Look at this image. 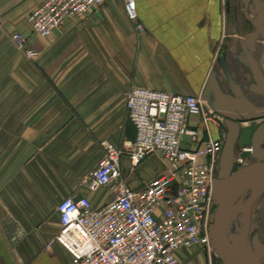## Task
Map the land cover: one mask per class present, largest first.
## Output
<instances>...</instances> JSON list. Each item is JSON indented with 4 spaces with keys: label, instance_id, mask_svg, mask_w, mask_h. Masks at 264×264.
Returning a JSON list of instances; mask_svg holds the SVG:
<instances>
[{
    "label": "crops",
    "instance_id": "crops-1",
    "mask_svg": "<svg viewBox=\"0 0 264 264\" xmlns=\"http://www.w3.org/2000/svg\"><path fill=\"white\" fill-rule=\"evenodd\" d=\"M42 1H0V264H74L56 241L58 206L68 197L96 208L112 200L110 189L92 191L84 181L104 157L101 142L122 148L136 140L126 111L131 88L201 97L231 118L243 115L240 104L264 105V60L255 61L264 0H251L249 17L247 0H135L143 33L124 0H108L48 38L31 36L29 59L12 36L29 34L27 17ZM199 128L204 140L227 131ZM121 165L135 192L167 169L155 154L135 169L127 156ZM204 251L182 249L178 264H210Z\"/></svg>",
    "mask_w": 264,
    "mask_h": 264
},
{
    "label": "built area",
    "instance_id": "built-area-1",
    "mask_svg": "<svg viewBox=\"0 0 264 264\" xmlns=\"http://www.w3.org/2000/svg\"><path fill=\"white\" fill-rule=\"evenodd\" d=\"M107 1L43 0L27 17L29 34L16 33L12 40L32 59L36 52L29 46L31 36L48 38ZM124 4L137 31L145 32L136 1L124 0ZM126 111L137 129L136 140L122 148L101 142L104 157L84 181L92 191L110 189L112 200L98 208L87 197L63 200L58 206L61 229L56 241L71 254L74 264H178L177 253L182 249L214 252L211 217L217 209L218 172L227 132L219 139L204 140L199 126L210 134V125L225 127V118L201 97L138 87L129 91ZM251 152V148L243 149L234 167L247 166L244 154ZM153 154L167 169L135 192L125 181L121 160L129 157L135 169Z\"/></svg>",
    "mask_w": 264,
    "mask_h": 264
},
{
    "label": "water",
    "instance_id": "water-1",
    "mask_svg": "<svg viewBox=\"0 0 264 264\" xmlns=\"http://www.w3.org/2000/svg\"><path fill=\"white\" fill-rule=\"evenodd\" d=\"M247 6L244 12L249 17ZM223 117L227 128V138L218 172L217 209L211 217L213 246L224 260V264H259L264 256V245L260 246L250 258L245 253L244 257H241L226 238V226L232 216L250 211L259 197V189L264 185V122L255 131L251 144V155L258 162L234 171L237 146L241 137V124L229 114H224ZM248 184L253 186L248 202L231 208L234 191Z\"/></svg>",
    "mask_w": 264,
    "mask_h": 264
},
{
    "label": "rangeland",
    "instance_id": "rangeland-1",
    "mask_svg": "<svg viewBox=\"0 0 264 264\" xmlns=\"http://www.w3.org/2000/svg\"><path fill=\"white\" fill-rule=\"evenodd\" d=\"M264 48L261 57L257 58L258 66L262 65L264 60ZM250 61L252 62V56ZM240 104L237 106L242 116H233L232 118L242 119L248 125H242L241 137L237 146L236 156L241 155V149L251 146L252 138L258 128L259 123L264 122V105ZM248 165L254 164L255 160L249 155H245ZM219 186V185H217ZM253 186L244 185L237 188L233 193L232 208L244 205L248 202ZM226 238L231 246L242 256L244 253L250 256L262 245H264V185L259 189V197L250 211L241 212L232 216L226 226ZM206 252V251H204ZM210 264H224V260L215 251L206 252ZM259 264H264V256L260 259Z\"/></svg>",
    "mask_w": 264,
    "mask_h": 264
},
{
    "label": "flooded vegetation",
    "instance_id": "flooded-vegetation-1",
    "mask_svg": "<svg viewBox=\"0 0 264 264\" xmlns=\"http://www.w3.org/2000/svg\"><path fill=\"white\" fill-rule=\"evenodd\" d=\"M250 2H251V0H247L246 1V3H244V10H245V8H246V6L248 5V4H250ZM249 6V5H248ZM248 6H247V8H248ZM249 10V9H248ZM245 13V12H244ZM249 13V12H248ZM261 29V31L263 32V34H264V28H260ZM249 148H251V146H249ZM245 149V148H244ZM241 150H243V149H241ZM248 153H246L245 155H247ZM249 155V157H251V158H253V156L251 155V154H248ZM254 159V158H253ZM255 160V162L254 163H257L258 161L256 160V159H254ZM248 162V161H247ZM248 165V164H247ZM239 168L238 167H234V171H237ZM233 198V197H232ZM231 208H232V201H231ZM241 256V255H240ZM241 257H244V255H242ZM248 257V256H247Z\"/></svg>",
    "mask_w": 264,
    "mask_h": 264
},
{
    "label": "bare ground",
    "instance_id": "bare-ground-1",
    "mask_svg": "<svg viewBox=\"0 0 264 264\" xmlns=\"http://www.w3.org/2000/svg\"><path fill=\"white\" fill-rule=\"evenodd\" d=\"M227 132V131H226Z\"/></svg>",
    "mask_w": 264,
    "mask_h": 264
}]
</instances>
